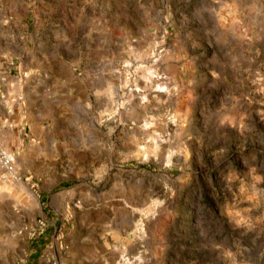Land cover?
<instances>
[{"label": "rangeland", "instance_id": "rangeland-1", "mask_svg": "<svg viewBox=\"0 0 264 264\" xmlns=\"http://www.w3.org/2000/svg\"><path fill=\"white\" fill-rule=\"evenodd\" d=\"M10 99L0 264H264V0H0Z\"/></svg>", "mask_w": 264, "mask_h": 264}, {"label": "crops", "instance_id": "crops-1", "mask_svg": "<svg viewBox=\"0 0 264 264\" xmlns=\"http://www.w3.org/2000/svg\"><path fill=\"white\" fill-rule=\"evenodd\" d=\"M10 103L11 105H8V108L6 107L4 112H0V125L4 124L6 125V122L8 121H13V125L10 124L11 126L7 129V131L9 132V135L11 136L12 140H13V147L14 149H16V151L18 152V155L20 156V150H24V136L22 133V129L20 127V120H22L23 118H26V124H31V116H30V109H28L27 111V115H15V110L17 111V109L15 108V101L14 99H10ZM14 103V106H12V104ZM25 112V111H24ZM18 113L21 114V111L18 110ZM42 118V117H40ZM6 128V127H5ZM17 136V137H16ZM16 139V140H15Z\"/></svg>", "mask_w": 264, "mask_h": 264}, {"label": "built area", "instance_id": "built-area-1", "mask_svg": "<svg viewBox=\"0 0 264 264\" xmlns=\"http://www.w3.org/2000/svg\"><path fill=\"white\" fill-rule=\"evenodd\" d=\"M0 171L6 172L14 178H18L15 172L14 155L8 152L0 143Z\"/></svg>", "mask_w": 264, "mask_h": 264}]
</instances>
